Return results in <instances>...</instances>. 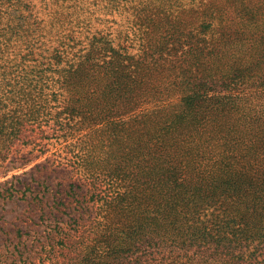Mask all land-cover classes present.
Masks as SVG:
<instances>
[{"label": "trees", "instance_id": "16d2710c", "mask_svg": "<svg viewBox=\"0 0 264 264\" xmlns=\"http://www.w3.org/2000/svg\"><path fill=\"white\" fill-rule=\"evenodd\" d=\"M34 161L75 203L42 264H264V0H0V171Z\"/></svg>", "mask_w": 264, "mask_h": 264}, {"label": "rangeland", "instance_id": "374dc122", "mask_svg": "<svg viewBox=\"0 0 264 264\" xmlns=\"http://www.w3.org/2000/svg\"><path fill=\"white\" fill-rule=\"evenodd\" d=\"M34 163L0 171V264H42L41 245L49 242V235L53 234L56 240L58 228L71 231L75 203L66 201L65 207L57 206L59 200L52 195L56 185L49 186V192L44 194V186L23 183L30 179L24 172ZM13 174L18 176L19 183L11 180Z\"/></svg>", "mask_w": 264, "mask_h": 264}]
</instances>
